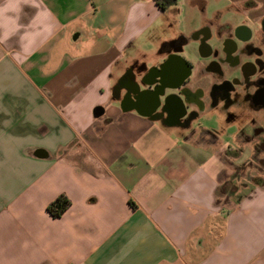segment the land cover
<instances>
[{
  "label": "crops",
  "instance_id": "1",
  "mask_svg": "<svg viewBox=\"0 0 264 264\" xmlns=\"http://www.w3.org/2000/svg\"><path fill=\"white\" fill-rule=\"evenodd\" d=\"M263 20L264 0H0V264H264V105L212 100L214 63L247 58L224 40L264 54Z\"/></svg>",
  "mask_w": 264,
  "mask_h": 264
},
{
  "label": "flooded vegetation",
  "instance_id": "2",
  "mask_svg": "<svg viewBox=\"0 0 264 264\" xmlns=\"http://www.w3.org/2000/svg\"><path fill=\"white\" fill-rule=\"evenodd\" d=\"M237 35L245 38L247 33L243 31L242 28H239L237 30ZM251 38L250 35V42H247V39L244 40V44L239 48L232 39L226 38L224 40L223 51H225L226 54L222 57V61H229L234 66L239 63L241 55H244L247 58L239 66L238 73L230 78L224 77V72L221 70L218 62L214 63L215 68L218 71L219 82L212 89V100L221 98L225 105L231 102H239L250 109L260 108L261 105H264V54L261 48L253 44ZM232 49L238 51V54L233 57L228 54ZM230 93L233 94L232 99L229 98ZM195 98H198L197 94L194 97L188 96V99L194 100ZM183 112L184 109L182 113ZM163 113L164 112L161 109L154 112V116L160 117ZM193 115V111L189 112L187 115L186 110V114L180 118L183 120H181V123L185 125Z\"/></svg>",
  "mask_w": 264,
  "mask_h": 264
},
{
  "label": "water",
  "instance_id": "3",
  "mask_svg": "<svg viewBox=\"0 0 264 264\" xmlns=\"http://www.w3.org/2000/svg\"><path fill=\"white\" fill-rule=\"evenodd\" d=\"M181 60L184 61L182 58H181ZM184 63L187 66V71H186V74L183 75L181 81L178 83V87L183 85L185 83L186 79L188 78V76L190 75V66L186 63V61H184ZM158 68H160V67H158ZM154 69L157 70V68H154ZM159 76L161 77V75H159ZM160 82H161V79L158 81V83H160ZM131 93H133L131 99L134 100L137 104L139 103L140 105H143L145 102H150L149 103L151 105L150 111L152 113L156 112L159 108L162 107L161 97L163 95V91L157 90L156 86L150 90V89H141L140 85L137 84L135 87V90H132ZM124 99L128 100V95H126ZM182 104H183L184 112L181 115V117L186 114V106L183 103V101H182Z\"/></svg>",
  "mask_w": 264,
  "mask_h": 264
},
{
  "label": "trees",
  "instance_id": "4",
  "mask_svg": "<svg viewBox=\"0 0 264 264\" xmlns=\"http://www.w3.org/2000/svg\"><path fill=\"white\" fill-rule=\"evenodd\" d=\"M156 5L165 10L176 4L177 0H153ZM70 202L64 195H59L53 202L47 206V211L54 218L59 217L69 206Z\"/></svg>",
  "mask_w": 264,
  "mask_h": 264
},
{
  "label": "rangeland",
  "instance_id": "5",
  "mask_svg": "<svg viewBox=\"0 0 264 264\" xmlns=\"http://www.w3.org/2000/svg\"><path fill=\"white\" fill-rule=\"evenodd\" d=\"M258 164V163H257ZM262 165L261 164H258V167H261ZM244 167V166H243ZM249 167H250V164H249ZM242 170H240L239 171V174L238 175H240V176H242L243 174H242V172L244 173V170H245V167L244 168H241ZM244 169V170H243ZM260 169V168H259ZM259 171H261V172H263V170L262 169H260ZM257 171H249L248 172V176L250 177L251 176V174H253V175H255V174H257L256 173ZM252 175V176H253ZM257 176V175H256ZM239 177V176H238ZM238 177H236V180H234L235 182H237L238 180L240 181V180H242V179H238Z\"/></svg>",
  "mask_w": 264,
  "mask_h": 264
}]
</instances>
